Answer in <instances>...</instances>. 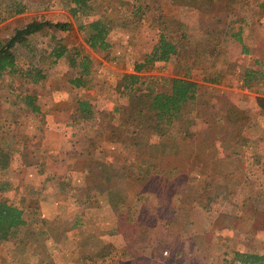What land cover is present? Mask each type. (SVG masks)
Segmentation results:
<instances>
[{"label": "rangeland", "instance_id": "obj_1", "mask_svg": "<svg viewBox=\"0 0 264 264\" xmlns=\"http://www.w3.org/2000/svg\"><path fill=\"white\" fill-rule=\"evenodd\" d=\"M19 1L26 5L27 11L23 15L11 16L0 23L2 40L8 39L16 27L23 25L25 17H43L51 22H70L74 28L70 32L48 30L46 34L33 36L29 47L20 48L16 52L20 64L32 62L39 65L40 59L46 58V53L57 46V42L52 39V36H55L63 38L62 44L70 50L81 49L82 54L91 57L93 65L87 77L90 85L86 88L73 86L72 78H76L80 73L65 58L56 65H50V62L40 64L47 77L38 86L20 83L17 79L11 83L8 77L0 79V146L11 149L16 142H24L23 136L26 135L32 151L42 156L44 160V174H40V167H26L20 155H12L9 168L0 172V181H11L14 186L11 191L0 193V198L10 203H19L26 211L29 223L34 219L43 221L39 224L42 231L39 236L32 237V231L28 233V227L24 229V233L18 235L20 239L13 241L16 246L11 244L0 246V264H84V261L75 260L77 258L82 260L87 256L90 245L102 246L111 243L122 251L124 247L121 246L125 242H129L132 236L133 238L138 236L137 231L129 229L125 212L123 215L118 212L113 216L102 208L106 202L110 204L124 199L120 194L122 192L124 194L126 188L129 196L132 193L130 190L134 192L137 186L144 184L146 178L141 183L137 182L138 168L135 166L139 165L140 175L149 171L152 163L163 168L173 166L172 154H175L177 149L179 151V144L180 147L184 146V142H174L172 137L167 135L153 142L142 141L138 150L134 146L128 150L120 147V142L132 146L130 135L134 128L133 124L127 122V115L122 109L126 101L113 94V86L124 74L133 72L135 59L151 52L160 34L164 33L169 40L178 45L180 55L173 57L166 64H156L153 72L143 73L141 76L144 81L152 76H165L187 78L199 84L197 101L190 108L196 114L197 121L191 126V130L187 129L188 140L211 143V131L207 130V134L201 133V116L203 114V117L211 120L216 116V111L224 105L223 99L214 96L217 93L212 92L210 89L212 87L204 85L203 82L208 83L207 79L215 78L221 71L226 80L238 78L242 80L244 72L250 66L257 69L264 68L260 64L258 66L255 64L256 61L261 63L264 59V14L258 4L264 0H219L213 5L206 3L203 7H210L209 13L204 10L199 11L193 6L175 4L169 0H137L138 2L91 0L89 4L92 10L87 11L89 15L83 14L82 11L74 15L72 9L76 5L70 0ZM135 4L142 6L137 15L133 13ZM102 16L107 21L113 22L114 26L109 37L114 46L109 52V58H113V61L105 60L101 55L93 52L85 44L84 34L80 31L83 24ZM240 30L241 40H238L234 34ZM32 48L38 51L36 59L33 58ZM245 48L248 52H245ZM9 84H12L15 95L33 92L39 94L42 113L45 116L42 131H35L37 126H42L39 119L17 112L13 107L15 97L9 95ZM157 87L159 91H169V87L163 85ZM141 89L145 91L144 87ZM84 99L90 100L97 107L96 118L100 122L99 130L90 126L79 130L71 126L78 116V103ZM194 128L196 134L192 138ZM172 143L176 144L172 145ZM171 145L176 147L169 149ZM173 149L176 150L173 152ZM180 156L179 152L178 159ZM93 164L105 173L99 175L101 178L93 182L95 187L103 191L105 188L110 190L112 197L109 194L107 201L103 192L104 196L101 197H85L94 195L93 191H88L92 186L86 184L87 170L84 168ZM126 164L129 166L127 167ZM120 170L125 176L127 174L131 176L128 182H123L125 178L122 182L116 180L121 174ZM179 172L184 173L183 166ZM80 173L83 175L81 180L77 179ZM244 189L247 199L242 201L246 204L245 206L243 204V209L245 214H249L250 221L244 226L241 225V228L245 229L234 233L232 240L236 241V245L233 248L241 252L264 255V199L255 198L256 195L248 187ZM187 190L197 192L190 185ZM224 196L223 187L214 190V199L221 197L224 201ZM207 199L204 197L202 200ZM92 200L97 203L96 205H100V219L106 221L98 220L97 224L95 222L86 227L71 229L77 208L85 201L89 203ZM143 201L147 203L151 198L145 195ZM216 204L219 207V203ZM241 204L240 202L239 207ZM217 209L219 208H214L219 211ZM210 211L195 210L187 219L198 221L196 228L209 227L210 230L214 223L220 226L221 223L216 221L218 215H212L215 211ZM245 214L240 215V218ZM153 216L151 210L149 220ZM182 217L180 220L185 218L184 215ZM146 225L139 234L142 240L155 237L157 232H163V239L171 241L173 234L178 233L181 227L180 222L173 225L168 222L161 227L158 223L153 228L155 231L152 232ZM115 228L121 234L119 238L112 234ZM195 232L197 233L194 237V242H197L195 249L198 252L196 264H219L226 257L232 258L233 252L225 251L220 245L212 248L209 242L211 247H200L198 242L204 241V235L210 232L205 233L200 229H195ZM207 240H211L210 235L209 238L207 236ZM82 243L89 246H82ZM240 244H243L244 248H240ZM161 253L164 258L171 256L167 248ZM185 255L188 257L190 252H186ZM127 258L130 256H113L109 263ZM138 259L145 264L146 261H150V253Z\"/></svg>", "mask_w": 264, "mask_h": 264}, {"label": "trees", "instance_id": "obj_2", "mask_svg": "<svg viewBox=\"0 0 264 264\" xmlns=\"http://www.w3.org/2000/svg\"><path fill=\"white\" fill-rule=\"evenodd\" d=\"M70 1L76 5V7L72 9L74 15H77L81 11L83 14L89 15L87 11L92 10L89 4L91 0ZM169 1L189 7L193 6L199 11L204 10L209 13L210 7H203V5L206 3L213 5L219 0ZM135 2L138 1L135 0ZM258 4L264 14V2ZM134 9L133 13L137 15L141 11L142 6L139 7L135 4ZM26 11V5L22 4L19 0H0V23L6 21L11 16L23 15ZM113 27V22L107 21L103 16L96 20L93 19L80 27V31L84 34L83 38L85 44L93 52L109 61H113V58H109V52L114 47L109 40ZM73 29L70 22H51L43 17H25L23 25L16 27L8 39H0V79L8 77L11 83L17 79L20 83L25 82L26 84H32V86H38L41 84L42 80L47 77L40 64L50 62V65H56L61 59L65 58L70 61V65L80 73L76 78H72L71 83L73 86L75 88L89 87L90 82L87 80V77L91 73L93 60L90 56L82 54L79 48L70 50L65 44H62V41H64L63 38L52 36V39L57 42V46L46 53V58L42 57L40 59L39 65L32 62L20 64L18 60L19 56L16 53L20 48L29 47L31 38L37 34H46L48 30L70 32ZM241 33L240 30V32L234 34V37L241 40ZM31 52L33 58L36 59L38 51L32 48ZM245 52H248V49L245 48ZM178 55H180L178 45L169 40L166 35L162 33L151 52L142 58L135 59L133 72L124 74L116 85L113 86V94L126 101V104H124L125 106L121 107L127 115V122L133 124L134 128L130 135L132 146L126 142H120V147H125L128 150L134 146L138 150L142 141L146 140L147 142H153L158 138L167 137V135L172 137L173 141L177 143L186 142L188 140V130L191 129V126H194L197 121L196 114L190 108L197 101L198 84L187 78H172L165 76H152L147 82L144 81L141 76L143 73L153 72L156 64H166L173 57ZM9 85V95L15 97V104H13V107L17 112L25 113L26 115L29 114L27 116L39 119L42 126H37L35 131H42L45 124V116L42 113L39 94L33 92L15 95L12 84ZM159 85L169 87V91H159L157 87ZM143 87L145 91H142L141 88ZM96 117L97 107L88 99L80 100L78 103V116L71 126L79 130H82L85 126L98 128L99 130L100 122ZM173 127L174 129H172ZM9 131H11V129ZM23 140L24 142H16L11 149L0 146V172L9 168L12 162V155H20L22 163L26 167H40V174H44L43 157L38 156L36 152L32 151L31 146H29V138L26 135L23 136ZM140 140L141 142H139ZM184 153L188 154L192 160L190 162L191 166L189 173L185 174L179 172V169L174 166L163 168L153 165L150 168L148 179L144 184L137 186L134 192L130 190L132 193L129 196L115 202H110L111 205L108 202L102 205L106 213L113 216L118 212L122 215L125 212L129 223V229L138 232L136 238L132 236L129 242H125V244L121 246L124 247L122 251L114 247L111 243L102 244V246L92 244L87 249V256H84L82 260L81 258H77L75 261H84V264H143L138 262L137 259L144 254L146 249L151 248L159 251L157 261L154 264H186L187 262L196 264L197 260L195 259L198 253L195 249L196 242L193 241L190 232L186 230L188 228L187 225L183 228L182 235L172 237L171 241L163 239V232H157L155 237L153 236L144 240L139 237L140 231L145 224L149 226L150 230H154L153 228L156 224L165 223L166 225L171 219L175 218V214L179 213V206L185 202L184 198L188 193V185H192L197 189V199L201 204L204 203L202 200L204 197L210 200L209 197L217 187L218 184H216V179L212 177L214 176L213 173L216 172V168H211L202 163L201 159L192 152L187 153L186 151H181L182 161H185L186 158ZM126 165L127 167L129 166L128 164ZM84 168L87 170L86 184L92 186L88 191L93 188L92 190L94 193L93 196L85 197L97 198L96 196H104L97 186L94 187L95 183L93 182V180H99V178H101L99 175H101L103 171L97 169L94 164ZM135 168H137V165ZM104 174L105 173H103V175ZM204 175L206 178H204ZM130 177L127 175V178L130 179ZM13 187L11 181H0V193L9 192ZM147 191H153L161 196L159 205L152 211L154 216L151 220H149L151 209L149 205L143 201L141 195V193H146ZM104 199L107 201L106 198ZM96 204L97 203H94L93 200L89 203L85 201L83 204H80L76 211V218L70 226L71 229L81 226L86 227L95 222L97 224L98 220L102 221L103 219H100L99 213L100 205ZM248 215L249 214H246L243 218H231L227 223V219L221 220L220 223L224 226L216 227L211 232L216 241L214 247L220 245L225 251L233 252L232 258L226 257L223 262L219 264H264V255L248 251L241 252L233 248V246L236 245V241L232 240V237L234 233L241 232L245 229L241 228V225L244 226L246 223H249L250 219ZM27 216L26 211L19 203H10L0 198V246L4 244L16 246L13 241L15 239H20L18 235L24 233V229L28 227V233L32 231V237L39 236L42 233L39 224L43 221L34 219L32 223H29ZM152 220L154 221L152 222ZM103 221L106 220L104 219ZM188 221L190 222L189 219ZM188 221L186 219V223ZM225 224L227 225L225 226ZM103 225H105V223ZM221 233L224 234L221 235ZM112 234L116 238L121 236L116 228L113 230ZM186 236L188 237V242ZM187 243H190L191 246L189 250L190 255L188 257H186L184 252V246L188 245ZM134 244L136 245L134 246ZM82 246L89 245L82 243ZM239 247L244 248V245L240 244ZM165 248L169 249L171 252L169 258H164L162 256L161 252ZM17 249L19 250L20 248ZM118 255H122L123 257L129 255L130 258L109 263L110 258Z\"/></svg>", "mask_w": 264, "mask_h": 264}, {"label": "crops", "instance_id": "obj_3", "mask_svg": "<svg viewBox=\"0 0 264 264\" xmlns=\"http://www.w3.org/2000/svg\"><path fill=\"white\" fill-rule=\"evenodd\" d=\"M255 64L257 66L258 64L264 66V59L261 60V63L256 61ZM207 82L209 84L203 82L204 85L207 84V86L212 87L210 88L211 91L217 93L214 94V96L217 98H222V103L224 105V107L216 111L217 114L213 119L207 120L205 117H203V114L200 119L201 133L207 134L206 131L210 130L212 142L197 143L194 141V139L191 142H189V140L184 142L183 147H180L181 144H179V151L177 149V152L172 154L173 166L178 167V169L183 166L184 173H189L191 166L190 162L192 161L189 155L184 153L186 157L185 161L181 160V156L179 157V160L178 156L179 152L181 154V151L194 153L201 159L202 163L211 168H216V172L213 173L214 176L212 177H215L217 182L216 184L218 185L214 190L217 191L219 187H223L225 200L223 201L221 197L219 199L218 197H216L217 199H214L213 191L209 197L210 200L204 201V203L201 204L197 199V192L195 193L193 191H189L184 198L187 199V201L179 206L181 211L179 210V213L175 214L177 215L176 218L171 219L170 222L172 225L178 222L181 223L180 231L176 234H173L174 237L182 235L185 225L188 226L186 230L190 232V236L193 237V241L195 235L197 234L195 229L204 230L205 233L210 232L204 235V241L198 242V244L201 245L200 247L209 248V242L212 244V247H214L215 243V240H213L214 236L211 234V232L213 229L220 227L221 225L219 226L218 224L214 223L210 230H208L209 227L196 228L198 221L190 219L189 222L187 219L193 214V211L198 209H201L202 212L213 210V212H215L212 215H218L216 221H219L220 223L221 220L227 219V223L229 222V219L237 218L240 217V215L245 214L243 207L246 204H244L242 201H245L247 198L244 188L248 187L251 189L256 195L255 198L264 199V68L257 69L250 66V68L244 72V79L242 80L239 78L236 80H226L224 73L221 71L220 74L218 73L215 76V78L207 79ZM199 87L200 86L198 84V92ZM192 131L193 138V135L196 134V129L194 128ZM175 144L176 143H172V145ZM172 145L169 147V149L176 147ZM175 150L176 149H173L172 151L174 152ZM153 165L155 166L157 164L152 163L150 168ZM137 168V182L141 183L145 180V178L148 179L150 168L149 171H145L143 175L139 174V165ZM120 171L121 174L116 178V180L118 182H122L123 178H125L123 182H127L128 174L125 176L122 174V170ZM82 178V174L79 177L77 176V179L81 180ZM204 178H206L205 175ZM92 189L89 191H93ZM99 190L105 194L104 198H109V194L110 197H112L110 190H107V188H105L104 191L100 188ZM141 195L142 197H145L146 195V197L151 198V201H147V204L149 205L150 209L154 211L161 200L160 194L154 193L153 191H147L146 193H141ZM127 196L128 190L126 188L124 194L122 192L120 197L126 198ZM240 202L242 204L239 207ZM249 202L250 200L247 201V203ZM216 203H219V207ZM214 208H219L217 209L219 211L214 210ZM183 215L185 218L180 220L183 218ZM186 219L188 221L187 223ZM164 225L165 223L159 224V227ZM226 225L227 224H225V226ZM209 235L211 238L210 241L207 240V236L209 238ZM186 240L188 242L187 236ZM187 244L188 245L184 246L185 253L188 252L191 247L190 243ZM148 253H150V261H146L145 264H150L151 262L154 264L157 261L159 251L148 248L140 257H144ZM137 260L139 262V259ZM140 262L144 264L143 261Z\"/></svg>", "mask_w": 264, "mask_h": 264}]
</instances>
